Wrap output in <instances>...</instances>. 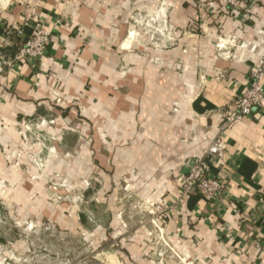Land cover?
<instances>
[{"label": "crops", "instance_id": "0c3cea01", "mask_svg": "<svg viewBox=\"0 0 264 264\" xmlns=\"http://www.w3.org/2000/svg\"><path fill=\"white\" fill-rule=\"evenodd\" d=\"M35 24L50 41L40 60L20 61ZM262 55L264 0H0L2 218L76 223L105 243L122 189L166 205L187 161L220 137L211 170L224 179L221 199L189 195L166 232L197 264H264V112L219 129ZM39 117L45 140L30 143L24 124ZM50 178L70 202L64 187L52 198Z\"/></svg>", "mask_w": 264, "mask_h": 264}, {"label": "rangeland", "instance_id": "374dc122", "mask_svg": "<svg viewBox=\"0 0 264 264\" xmlns=\"http://www.w3.org/2000/svg\"><path fill=\"white\" fill-rule=\"evenodd\" d=\"M59 180H49L52 198L56 196L55 188L58 191L64 187L66 194L62 198L70 202V188ZM135 193L133 189L131 193L122 189L120 199L115 202L119 212L117 230L105 243L93 242L92 230L84 225L75 223L68 227L70 230H64L55 221H6L0 213V264H197L185 257L177 241L167 234L168 221L159 219L162 204H154ZM79 195L75 197L80 200V210L86 212L89 205L82 203L84 199ZM8 206L0 204V211ZM5 239L14 241V248L10 246L12 243H4ZM124 241L138 246L130 253L124 252Z\"/></svg>", "mask_w": 264, "mask_h": 264}, {"label": "built area", "instance_id": "2783aa9c", "mask_svg": "<svg viewBox=\"0 0 264 264\" xmlns=\"http://www.w3.org/2000/svg\"><path fill=\"white\" fill-rule=\"evenodd\" d=\"M242 2L243 0H223V5L224 7L238 9ZM49 41L50 30L40 24H35L29 36L19 47L16 59L20 61L27 59L40 60ZM263 76L264 56L262 55L248 71L249 81L245 91L235 99L230 109L221 111L220 132L223 133L236 122L251 116L256 111L264 112V90L261 84ZM44 122L45 119L39 117L33 129H29L24 124V127L32 133L30 143L40 144L44 142V137L36 133ZM224 147L225 143L220 137L211 139L199 156L187 161V171L181 179L177 192L166 205H162L164 208L160 211L159 219L168 220L169 214L178 211L186 197L192 194H200L210 202L221 199L225 189L224 179L220 174L212 173L211 168L212 162L216 163L218 161ZM35 154L30 155L32 163L39 168H43L46 164L45 160Z\"/></svg>", "mask_w": 264, "mask_h": 264}]
</instances>
